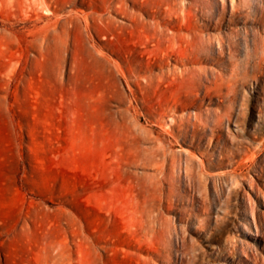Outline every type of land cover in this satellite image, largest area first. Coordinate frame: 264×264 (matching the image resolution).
Listing matches in <instances>:
<instances>
[{
  "label": "rangeland",
  "instance_id": "obj_1",
  "mask_svg": "<svg viewBox=\"0 0 264 264\" xmlns=\"http://www.w3.org/2000/svg\"><path fill=\"white\" fill-rule=\"evenodd\" d=\"M0 264H264V0H0Z\"/></svg>",
  "mask_w": 264,
  "mask_h": 264
},
{
  "label": "bare ground",
  "instance_id": "obj_2",
  "mask_svg": "<svg viewBox=\"0 0 264 264\" xmlns=\"http://www.w3.org/2000/svg\"><path fill=\"white\" fill-rule=\"evenodd\" d=\"M167 8H168V10L170 9V7H167ZM138 13H142V12H138ZM138 13H134V12L132 13L131 21L136 22L138 20V15H137ZM180 14L184 15L185 13L183 10H181ZM153 17L154 16L152 14L151 20ZM184 21L181 23L184 24ZM150 22L151 21H149V23ZM164 30H165V27H163L162 19H153L152 22L150 23V27L148 28V32L145 34L146 35V42H147L146 47H148V49H147L148 53L153 54V61L154 62H156L158 60L157 52H160V51H161L160 55H163V54L168 55L169 52L170 53L177 52L178 56H183L181 49L173 47V42H174L173 34L171 32L166 33ZM178 56L175 55L174 58L177 60H180V57H178ZM158 63L159 62H157V64Z\"/></svg>",
  "mask_w": 264,
  "mask_h": 264
}]
</instances>
